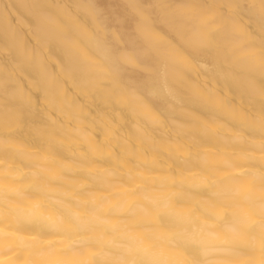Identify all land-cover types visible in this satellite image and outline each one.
<instances>
[{"label": "clouds", "instance_id": "1", "mask_svg": "<svg viewBox=\"0 0 264 264\" xmlns=\"http://www.w3.org/2000/svg\"><path fill=\"white\" fill-rule=\"evenodd\" d=\"M39 3L42 6L33 18L31 42L26 44L21 39L18 45L20 61L15 68L22 79L16 73L0 70V146L18 141L36 148L68 147L85 153L90 162L97 164L101 161L94 149L115 152L116 191L127 175L121 156L129 149L135 152L139 145L141 154L147 157L152 151L149 136L154 141L169 134L178 140L187 139L194 129L222 121L244 138L245 151L260 152L258 161L249 157L243 166L264 165V113L260 111L264 109V88L253 81L245 88L235 87L241 73L264 67V31L254 28L250 16L237 19L234 4L226 14L195 11L193 24L198 38L189 39L183 47L148 44L135 59L128 54L118 55L111 65L97 58L93 60L96 75L82 80L75 74L73 57L87 41L69 42L63 17L50 7L52 0ZM136 14V31L143 36L149 16L147 10ZM91 35L88 33L89 38ZM206 50L213 51L211 59L206 58ZM129 68L142 74L139 83L133 85L123 78ZM185 154L191 158L190 151ZM155 156L165 160L162 152ZM165 187L175 193L170 205L176 210L186 212L197 224L201 218L211 219L199 203L184 197L185 184L173 182ZM149 188L160 189V185L146 170L136 177L127 194L135 197L139 190ZM61 190H33L27 193V199L46 204ZM208 199L225 219L233 209H247V220H241L239 215L231 218L242 236L257 228L264 232V191L256 201L218 199L214 193ZM130 203L135 206L134 199ZM21 206L27 205L17 202L0 211V231L8 233L0 236V245H14L18 233L32 236L43 232L41 225L19 219ZM143 207V216L113 217V222L120 225L117 230L100 226L103 243L95 253L97 264H175L177 253L183 257V264H204L191 225L149 202ZM100 211L111 215L113 206L105 202ZM12 250L19 251L20 264H44L40 241L33 242L30 249Z\"/></svg>", "mask_w": 264, "mask_h": 264}, {"label": "bare ground", "instance_id": "2", "mask_svg": "<svg viewBox=\"0 0 264 264\" xmlns=\"http://www.w3.org/2000/svg\"><path fill=\"white\" fill-rule=\"evenodd\" d=\"M230 4L235 5L237 19L250 16L254 28L264 31V0H251V3L248 0H52L50 7L63 17L69 42L87 41L83 50L73 57L75 74L87 80L96 75L93 60L97 58L111 65L118 55L128 54L135 59L148 44H166L173 49L183 47L189 39L198 38L193 24L195 11L226 14ZM41 6L39 0H0V70L16 73L18 79H22L15 68L20 61L18 45L21 39L26 44L31 42L33 18ZM144 10L149 23L147 32L141 36L136 31L139 22L136 13ZM88 33L92 34L90 38ZM89 50L95 55H90ZM205 56L211 59L213 51L206 50ZM21 72L27 74L25 68ZM123 78L134 85L143 77L139 71L129 68ZM249 81L264 88V67L241 73L235 87L245 88ZM260 111L264 113V109ZM243 141V137L233 133L222 121L194 129L187 139L178 140L169 134L154 141L149 136L147 142L152 151L147 157L141 154L139 145L135 152L129 149L122 154L127 175L120 180L116 191L113 190L118 175L114 167L115 152L94 149L101 161L97 164L90 162L85 153L73 152L68 147L36 148L7 141L0 146V211L23 202L27 206L19 208V219L41 225L43 232L32 236L16 234L14 245L7 242L0 245V261L20 264L17 260L20 253L12 248L30 249L33 242L40 241L44 264H97L95 253L103 243L100 226L117 230L120 225L113 222V217L143 216L146 212L143 204L149 202L154 208L173 212L182 223L191 225L204 264H264V232L257 228L242 236L231 222L233 215L247 220V209H233L229 219H225L223 212L208 199L213 193L218 199L240 202L260 198L264 191L261 170L264 165L243 166L249 157L258 161L260 155L259 151H245ZM187 151L191 152V158L185 154ZM157 152L163 153V162L155 156ZM146 170H150L160 189H141L135 197L128 195L136 177ZM173 182L185 184L184 197L199 203L211 219L201 218L197 224L186 212L172 207L170 202L175 193L165 186ZM49 188L62 190L46 204L27 199L28 192H44ZM132 199L134 207L130 203ZM105 202L113 206L111 215L100 211ZM152 219L155 221V216ZM7 235V231H0V236ZM174 261L183 264V257L177 253Z\"/></svg>", "mask_w": 264, "mask_h": 264}]
</instances>
